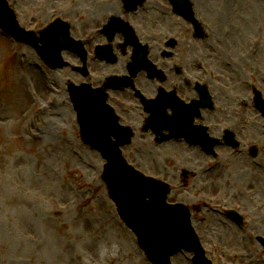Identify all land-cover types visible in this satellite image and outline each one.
<instances>
[{"label":"rangeland","instance_id":"1","mask_svg":"<svg viewBox=\"0 0 264 264\" xmlns=\"http://www.w3.org/2000/svg\"><path fill=\"white\" fill-rule=\"evenodd\" d=\"M92 1L8 0L23 29L38 33L61 19L73 24L76 40L89 35L81 36L80 10ZM194 5L196 19L208 31L206 42L196 43L195 56L211 58L218 77L239 81L250 95L254 84L264 97V0H194ZM63 58L70 65L77 62L69 53ZM73 74L67 69L49 71L33 49L0 32V264H150L108 198L102 182L105 161L81 143L66 83L85 80ZM249 97L243 101L249 102ZM249 114L254 115L248 117L254 122V146L262 151L264 163V119L255 108ZM219 151L224 157L214 160L199 148L174 142L157 146L145 134L123 155L144 175L170 184L169 203L186 206L193 222L199 214L192 209L197 199L191 185L199 184L202 170H212L202 179L204 203L221 214L232 208L224 202L236 197L230 205L244 213L253 211L254 238L264 236V209L258 212V207L264 208V167L259 170L243 151L235 157L232 150ZM183 171L189 172V184ZM35 213H44L48 220L46 228L38 229L46 243L39 259L28 235L37 222ZM209 215L202 241L213 264H264V250L255 239L246 245L225 241L218 231L232 229L228 222L214 236L215 225L224 220ZM172 262L192 264V255L183 252Z\"/></svg>","mask_w":264,"mask_h":264},{"label":"flooded vegetation","instance_id":"2","mask_svg":"<svg viewBox=\"0 0 264 264\" xmlns=\"http://www.w3.org/2000/svg\"><path fill=\"white\" fill-rule=\"evenodd\" d=\"M190 1L195 10L194 0ZM80 16L84 19L80 22L81 36L89 34L87 39L80 40L84 42L91 70L94 75L99 73L94 79L95 87H103L109 77L128 78L125 82H132L133 86L109 92V104L119 117L120 125L131 129L135 135L132 144L139 135H144L148 119L137 91L148 100H158L160 114L171 117L174 115L173 108L178 106L184 110L191 105L201 107L199 87L204 86L212 98L214 109H200V116L192 127L207 129L211 137L221 141L219 149H230L225 142L227 132L234 134L240 144L239 149L253 147L254 122L248 119L254 117L249 114V110H254L250 105V94L243 90L239 81L221 78L212 72L214 62L211 58L195 56L197 33L191 24L179 17L173 0H93L81 8ZM199 16H202L200 12ZM113 17L121 18L128 27L125 26V32L116 30L110 47L118 60L115 65H109L97 60L96 51L107 44L102 30ZM84 22L87 24L84 25ZM133 34L142 46L133 44ZM144 53L148 54L147 59L156 70H141L134 76L135 69L141 65L134 69L133 65L141 61ZM76 60L77 66H80L81 59ZM224 73L227 75V72ZM248 97L249 102L243 101ZM183 120L186 121V115ZM184 122L179 121V126H184ZM174 143L189 148L185 141ZM191 186L203 199L207 190L202 180ZM243 215L246 225L236 227L240 232L238 241L249 244L254 241V226H250L248 220L251 222L254 214L251 211ZM215 229L214 236L218 228ZM218 236L223 238V233L218 231Z\"/></svg>","mask_w":264,"mask_h":264},{"label":"water","instance_id":"3","mask_svg":"<svg viewBox=\"0 0 264 264\" xmlns=\"http://www.w3.org/2000/svg\"><path fill=\"white\" fill-rule=\"evenodd\" d=\"M0 29L17 42L32 46L51 70L64 67L63 50L75 51L76 43L70 39L68 25L56 22L41 32L38 40L34 33L19 27L4 0H0ZM69 93L78 114L83 142L95 146L108 161L102 178L109 198L127 228L137 237L148 261L170 264L174 253L186 250L195 254L194 264H211L193 234L188 210L166 204L169 187L143 177L122 158L119 147L128 137L123 133L118 135L120 131L114 127L104 126L106 122H115L106 105V96L86 85L69 86ZM257 102V108L264 115V102L260 97ZM111 136H118V143L112 144ZM260 241L264 246V240Z\"/></svg>","mask_w":264,"mask_h":264},{"label":"bare ground","instance_id":"4","mask_svg":"<svg viewBox=\"0 0 264 264\" xmlns=\"http://www.w3.org/2000/svg\"><path fill=\"white\" fill-rule=\"evenodd\" d=\"M111 14H115V13L111 12ZM33 219L37 222L34 223V226L31 225V227H29L28 235H31L32 237V239L30 240L31 247L34 251L36 258L39 259L40 254L46 250V243H45V240L40 237L38 229L40 226L46 228V224L48 223V220L46 217H44V213L43 214L35 213L33 215ZM70 251L71 249L69 250V252Z\"/></svg>","mask_w":264,"mask_h":264}]
</instances>
